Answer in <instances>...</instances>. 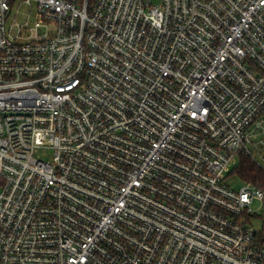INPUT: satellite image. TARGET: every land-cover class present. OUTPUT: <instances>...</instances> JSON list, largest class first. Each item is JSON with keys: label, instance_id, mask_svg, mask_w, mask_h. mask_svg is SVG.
Masks as SVG:
<instances>
[{"label": "built area", "instance_id": "obj_1", "mask_svg": "<svg viewBox=\"0 0 264 264\" xmlns=\"http://www.w3.org/2000/svg\"><path fill=\"white\" fill-rule=\"evenodd\" d=\"M241 158L264 0H0V264H264Z\"/></svg>", "mask_w": 264, "mask_h": 264}, {"label": "trees", "instance_id": "obj_2", "mask_svg": "<svg viewBox=\"0 0 264 264\" xmlns=\"http://www.w3.org/2000/svg\"><path fill=\"white\" fill-rule=\"evenodd\" d=\"M233 173L244 182H252L258 186H261L264 183V172L253 164L252 161L246 158H241L239 166Z\"/></svg>", "mask_w": 264, "mask_h": 264}, {"label": "rangeland", "instance_id": "obj_3", "mask_svg": "<svg viewBox=\"0 0 264 264\" xmlns=\"http://www.w3.org/2000/svg\"><path fill=\"white\" fill-rule=\"evenodd\" d=\"M153 1V3L156 5V4H158L159 3V0H152ZM37 156H39L40 158H42V159H44L46 162H50L51 161V156H50V154H41V155H37ZM234 172V171H233ZM234 174V173H233ZM254 208L256 209V210H258V211H261L262 210V206L261 205H259V204H255L254 205Z\"/></svg>", "mask_w": 264, "mask_h": 264}]
</instances>
